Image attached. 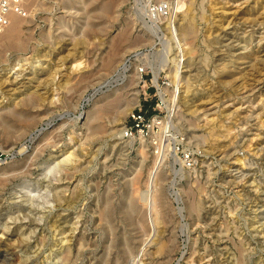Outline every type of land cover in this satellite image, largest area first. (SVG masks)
I'll use <instances>...</instances> for the list:
<instances>
[{
    "label": "rangeland",
    "instance_id": "1",
    "mask_svg": "<svg viewBox=\"0 0 264 264\" xmlns=\"http://www.w3.org/2000/svg\"><path fill=\"white\" fill-rule=\"evenodd\" d=\"M167 1H26L0 42V264H129L147 239L140 264H264V0L152 17ZM160 146L152 234L138 196Z\"/></svg>",
    "mask_w": 264,
    "mask_h": 264
},
{
    "label": "bare ground",
    "instance_id": "2",
    "mask_svg": "<svg viewBox=\"0 0 264 264\" xmlns=\"http://www.w3.org/2000/svg\"><path fill=\"white\" fill-rule=\"evenodd\" d=\"M187 8L188 7H186V9ZM181 9H183V8H181ZM180 10H178V13L180 12ZM21 18H20V16L14 14V13H11L9 15V25L7 26L5 31H3L2 34H0V42H2L4 40H8V41L12 40L13 41L16 38V36H18L19 30L21 29L20 28L21 27V23H22V19ZM154 18L159 19L157 16H154ZM171 27H172V25H171ZM171 29L172 28H169V32H170L171 36L173 37L172 40H174V42H175L174 46H175V48L177 50H179L181 48V42H180V40L178 38L176 30L173 29V31H172ZM184 32L188 36L191 35V29L189 28V26L184 28ZM154 33H155V31H154ZM181 54H182V57H183L184 54H183L182 50H181ZM182 64H183V61H182ZM129 68L130 67L128 65V60L124 61L123 63L121 62L120 66L115 70L114 75L111 78H109L108 80H106V82L102 83L99 86V88H97L98 90L97 91L95 90V91L98 93V92L102 91L103 89H109L110 87H113V83L116 84L117 81H120V84H124V82L127 80V77H128L127 74L129 72ZM181 69H182V66L180 65V61L175 62L173 64V71L171 73V78H172V81H173L174 90L170 93L169 99H167L165 101L166 104H167L166 106H167L168 113L170 115L167 118V120L165 121V125H164V128H163V129H165V132H164L165 137H166V134L169 135V133H171V129L173 127L170 120L174 116V114L176 112V109H177V101H178L179 88H180L179 87L180 86L179 78L181 77ZM153 79H154L153 81H154L155 85L159 88V86L157 84L158 75L154 74V78ZM26 101H27V99H26ZM27 104H26V106H27ZM95 125L96 124H94V126ZM157 149H158V151L156 152L157 155L155 156V160H154L153 165L151 166V168H150V170L148 172V176H147V179H146V182H145V190L140 192V195L138 196L141 204L144 207L147 208V211H148V214H149V218H150V223H151V229H152L151 233L152 234L155 232V228H154L155 221L152 220L151 216H152V212H154V211L156 212L157 211L159 196L161 194L160 193V187L158 188V186H156V181H157V178H158V174H159L160 168L163 165L164 158L166 156V153H165L166 149H162L161 146L157 147ZM22 152H23V149L19 152V154L22 153ZM26 186L25 187L23 186L22 189L26 190ZM149 243H150V239H147L144 242V244L142 245V247L140 248L138 254L130 260L129 264H140L139 263L141 261L140 258L143 255V252L145 251V249H146V247L148 246Z\"/></svg>",
    "mask_w": 264,
    "mask_h": 264
},
{
    "label": "built area",
    "instance_id": "3",
    "mask_svg": "<svg viewBox=\"0 0 264 264\" xmlns=\"http://www.w3.org/2000/svg\"><path fill=\"white\" fill-rule=\"evenodd\" d=\"M27 0H0V34L9 25V15L14 13L22 18H25L27 13L25 11V3ZM188 0H170L167 2H161L154 6L149 12L152 17L157 16L158 18H170L173 20V16L178 13V10L183 8ZM24 4V5H23ZM172 17V18H171ZM131 121L134 123L135 127H138L140 123L144 121L141 114H133L131 116ZM133 128L126 130L123 137L131 138L133 135ZM2 158L0 156V163ZM185 162L187 166H191V158L186 156Z\"/></svg>",
    "mask_w": 264,
    "mask_h": 264
}]
</instances>
